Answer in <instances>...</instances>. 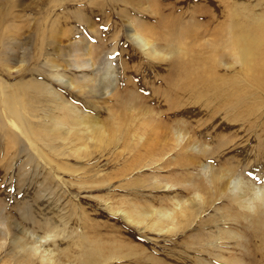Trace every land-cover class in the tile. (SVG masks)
I'll return each instance as SVG.
<instances>
[{
    "label": "rangeland",
    "instance_id": "1",
    "mask_svg": "<svg viewBox=\"0 0 264 264\" xmlns=\"http://www.w3.org/2000/svg\"><path fill=\"white\" fill-rule=\"evenodd\" d=\"M54 1L19 2L18 24L29 20L19 38L34 63L29 60L18 69L23 50L15 49L8 56L9 68L4 67L5 78L15 84L29 69L38 70V80L48 81L59 98L104 125L113 137L106 136L101 146L86 131L73 132L78 121L71 115L63 118L47 93L35 122L49 128L48 114L49 119L61 115L64 123L59 138L48 137L46 130L39 143L42 157L22 137L13 143L0 132V264H40L22 252L37 237L59 256L57 264H264V259L255 263L256 256L254 262L250 257L256 246L254 216L230 219L228 213L239 209L219 197L207 204L212 190L176 234L137 228L121 212L110 211L124 200L170 207L171 198L159 187L171 177L178 183L202 179V163L218 175L233 166L237 178L262 185L264 67L251 76L235 63L232 45L236 36H264L258 30L264 24V0H85L93 3L88 7L102 9L94 26L78 23L76 10H71L76 3L54 9ZM135 25L142 32L151 29L150 40L158 50L166 52L167 46L187 58L190 70L198 73L192 83L173 73L174 57L159 63L149 59L130 38ZM82 39L99 54L85 57L90 66L83 69L70 67L73 57L65 58V76L75 80L71 87L67 78L60 82L53 76L49 59L56 52L50 43L74 55ZM171 88L178 92L176 99L168 97ZM124 104L133 109L128 112ZM180 189L172 190L179 196ZM90 249L97 251L92 258L98 261L79 258ZM117 249L124 259L112 258L111 250Z\"/></svg>",
    "mask_w": 264,
    "mask_h": 264
},
{
    "label": "bare ground",
    "instance_id": "2",
    "mask_svg": "<svg viewBox=\"0 0 264 264\" xmlns=\"http://www.w3.org/2000/svg\"><path fill=\"white\" fill-rule=\"evenodd\" d=\"M20 1L23 0H0V132L5 136V139L13 143L18 142L19 137H22L26 142L29 143V145L32 147L31 149L34 152L36 151L37 154L42 157L44 152L39 148V143L42 142V140L45 138L46 130H49L50 132V135L48 137L59 138V132L61 131L59 127H61V125L64 123V120L62 118H59L61 115L56 119H49L50 116L48 114V120L52 121L53 123L49 128L46 126L43 127L44 123L35 122V120L40 117L37 108L45 104L44 95L45 93H47L51 97L52 102L55 103L56 111L62 114L63 118H65L66 115H71L74 123L78 121V123L74 124L72 127L73 132L80 133L81 131H86L87 136L91 138L90 141H92V139H95L98 142L102 143L101 146L106 144L107 139H109L106 136H110L107 128L104 125L100 126L96 120L91 119L90 117H85L84 114H82V111L76 110V107L69 100L65 99L64 97L59 98L57 96V90L53 87V85L47 83L48 81L42 82L38 80L37 77H35L36 73H39L38 70L29 69L24 74L23 79L19 80L15 84H11L7 80V78H5V73L3 72L4 67L9 68L8 64L12 62V57L8 58V56L11 55V53H13L15 49H19L20 51L23 50V60L18 62L19 64H21L18 69H22L23 67H25L24 64L27 63V61L29 62V60L30 63H34L30 56L28 57V55H26V50L24 48L22 49V38H19L20 36L23 37V30L27 27V23H29V20L26 18L22 21V27L21 23L18 24L22 18L19 15H16V9L18 8V4ZM84 1L85 0H55V7L53 8H66L69 3L74 2L76 3V5L71 10H76V13L79 17L77 20L79 24H92L93 26L95 25V22H98L99 24V20H101L100 16L102 15V9L88 7L93 5V3L89 1H86L84 3ZM80 4L85 7H80ZM97 8H99L98 5ZM87 10L91 11L90 15L86 14ZM42 24L43 23L40 22L39 29H41ZM139 29L140 26L137 27V25H135L134 29L129 31V35L130 38H132L139 46V48H141L143 52L149 57V59H152L153 61H157L159 63L167 61L171 56L174 57L176 59V62L173 66V73H176L178 78H184L186 83H192V76H197L198 73H194L190 70L186 60L187 58L182 57L181 53H178L177 51V54L174 55L173 52L175 50H172L167 46H165L166 52L158 50L155 42L150 40L152 39L150 37V32H152L151 29H147L145 32H142ZM258 30L264 34V24L259 23ZM189 33L186 32L185 34H182V36H178L176 42L177 45L181 44L183 41V37ZM86 41L87 40L85 39H82V41H80L81 43L74 51V55H70L68 54V52H66L65 54V51L63 50L65 48L59 49L60 47L57 48V46L59 45H54L55 42L50 43V45L53 47V52L55 51L57 53H54V59H49L53 64V76L57 79V81L64 82L67 78L66 84L69 82L68 84H70L71 87L74 86L75 80L72 83L70 79L65 76L67 73L66 71H68L65 68V58L73 57L74 60L71 61L70 59V61H68V63L70 62V67L83 69L86 65L90 66V62L87 61L88 59L85 60V57L98 56L99 53L97 51L94 52L91 51V49L87 48L88 46L86 44ZM232 48L235 52V63L238 62L242 64L244 68L249 71V74L251 76H256L260 73V70L264 67V36H236ZM115 50L116 49L114 48L113 51ZM48 54L50 53L48 52ZM90 60L92 61V59ZM62 61L64 62V64L61 66L58 63ZM16 63L17 62H15V64ZM70 69L72 70V68ZM108 69H106V71ZM81 71L82 70H80V72ZM69 74L73 75L71 71H69ZM169 93L170 94L168 95V97L170 99L177 98L178 92H176L173 88H171ZM63 104H65L66 106H62ZM123 108H126V110L130 112L132 107L124 104ZM48 111L53 110L49 109ZM35 112H37L38 114L35 115ZM116 120L117 119H115V121ZM117 129H119V124L116 127V132ZM42 130L43 133L40 132ZM84 148L87 147L85 146ZM200 168L202 169L203 176L201 175L199 177H202V179L191 177L178 183L176 182V179L174 180L171 177L165 180V183L163 182L162 186L159 187L161 190L165 189L166 191H164V195L171 198L170 207L167 206L165 208H156L151 206L150 204L142 206L140 205V203L124 200L119 202L118 209L116 208L110 211L116 214L121 212L123 214L124 220H126L130 225L136 226L137 228L146 229L153 233L176 234L178 233V231L183 230V228L188 225L193 208H195L196 206L204 205L205 195L210 190H212L211 194L209 195V198L211 200H209L207 204L209 202L216 201V197H219L220 199H227L231 208L235 206L239 209V212H234L232 210L234 212L232 215L228 213V217H230V219H235L238 221L244 220L247 214H249V216H254L251 236L256 246L254 245L255 247L250 251V257L251 261L254 262V257L256 256L255 263L264 259V184L262 183V185H257L254 182H251L249 180L247 181L245 178H237L235 172L236 169L230 165H227L225 168H223L219 175L215 174L214 169L211 166H205V164L203 163ZM175 187L181 188L179 196L176 195L172 190L173 188L175 189ZM181 196H185V198L183 200H179V197ZM228 235L229 237H232L234 234L232 235V233L228 232ZM7 236L8 235H6L5 233L3 235L1 234L2 239L7 240ZM233 237L235 238V236ZM3 245V243L0 244V249ZM111 251L112 258H114L115 260L124 259V256H126L125 253L121 252V250L119 249ZM22 252L29 253L31 257L30 259L32 261L37 260L40 264H57V258H59L55 251L49 249L46 242L41 243L40 237L35 238L33 246H31V248H29L28 250H22ZM95 252L97 251L94 249H90L89 251H87V253H82L79 258L89 256L91 257V259H88L87 263L96 262L98 260L92 258ZM62 256L66 257L67 255L62 254Z\"/></svg>",
    "mask_w": 264,
    "mask_h": 264
},
{
    "label": "snow or ice",
    "instance_id": "3",
    "mask_svg": "<svg viewBox=\"0 0 264 264\" xmlns=\"http://www.w3.org/2000/svg\"><path fill=\"white\" fill-rule=\"evenodd\" d=\"M248 175L250 177H252L253 179H257L258 178V174H257V176H253V173L249 172ZM261 182L264 183V181H261Z\"/></svg>",
    "mask_w": 264,
    "mask_h": 264
}]
</instances>
